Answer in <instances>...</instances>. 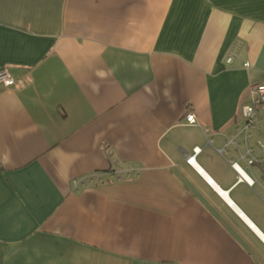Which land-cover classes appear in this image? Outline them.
<instances>
[{
	"label": "crops",
	"instance_id": "crops-1",
	"mask_svg": "<svg viewBox=\"0 0 264 264\" xmlns=\"http://www.w3.org/2000/svg\"><path fill=\"white\" fill-rule=\"evenodd\" d=\"M0 68V264H264L260 170L221 153L264 0H0Z\"/></svg>",
	"mask_w": 264,
	"mask_h": 264
},
{
	"label": "built area",
	"instance_id": "built-area-1",
	"mask_svg": "<svg viewBox=\"0 0 264 264\" xmlns=\"http://www.w3.org/2000/svg\"><path fill=\"white\" fill-rule=\"evenodd\" d=\"M232 60L233 54H230L226 63L230 64ZM243 66L246 69L249 68L248 63H244ZM15 84L16 82L8 70L0 68V87L7 89L14 87ZM248 94L250 104L243 106L240 111L243 123L225 138L221 153L226 157L227 165L235 174V184H245L253 189L258 184V180L249 174L242 164L247 168L257 167L260 170L264 187V81L250 85ZM185 121L190 126L197 124L192 113L186 115ZM198 151L199 149H195L194 154ZM187 162L192 163L193 157ZM141 171V167L128 166L122 168L111 163L107 174L116 179H121L131 174L138 175ZM82 181L74 182V187Z\"/></svg>",
	"mask_w": 264,
	"mask_h": 264
}]
</instances>
